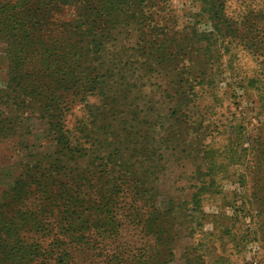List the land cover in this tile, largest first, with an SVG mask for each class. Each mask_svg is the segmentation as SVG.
Instances as JSON below:
<instances>
[{"label":"trees","instance_id":"16d2710c","mask_svg":"<svg viewBox=\"0 0 264 264\" xmlns=\"http://www.w3.org/2000/svg\"><path fill=\"white\" fill-rule=\"evenodd\" d=\"M214 1V15L219 19L227 18L230 25L225 36L233 43L239 29H234L231 21L236 23V19H230L227 11H223L224 0ZM161 2L1 0L0 43L5 44L7 53H10L7 71L10 82L8 97L5 102H0V140L14 145L21 172L11 189L0 192V264H87L86 261H90L89 264H170L180 252L176 248L183 244L186 245V251L180 253L185 256L183 264H197V257L206 264L202 255L196 253L202 250V243L200 239L196 241L195 234L206 235L198 216L200 188L194 194L195 202H191L192 212L188 214L191 219L186 221L183 219L186 217L184 204L170 199L164 207L157 197L159 190L154 183L143 180L145 173L137 175L133 172L131 155L124 159V163L125 174L133 182L116 183L118 194L115 197L114 192L108 190L107 181L97 191L95 182L105 177L101 172L79 164V160L88 156L96 165L101 158L102 164L112 169L115 153L122 151L119 142L126 141L127 136L119 142L113 140L114 137L107 141L110 150L105 151L99 140V124L103 122L104 128L110 127L111 123L107 124V118L103 117V113L108 114L109 110L104 107L100 111L95 104L91 105L90 123L79 125L78 132L69 137L57 135L56 125L60 123L55 124L53 120L57 108L50 110L51 97L61 87L71 91L72 95L94 92L100 97L98 100L104 99L112 104L117 97L111 96L116 92L112 85L117 76L124 79L125 75H133L146 79L145 69L149 63L161 74L163 69L157 66L161 62L152 60L151 56L155 46L165 54L166 49H162L165 45L169 47L167 50L171 49L172 56L166 66L181 77L184 83L181 85L182 95L190 100L197 86L193 80L200 78L196 83H204L209 74L194 75L190 65L192 59H185L188 55L186 49H191L190 43H186L187 37L178 41L174 35L169 42L173 40L176 45L168 43L166 38L171 27L160 15ZM73 7L76 17H66L64 9ZM249 33L251 35L245 33L243 36L248 41L258 38ZM129 35L134 40L121 55L116 42ZM160 35L166 39L164 43L165 39H158ZM260 50L253 52L263 55ZM118 63L122 64L113 66ZM67 80L72 83L65 85ZM65 91L62 95L58 93L57 99H64ZM181 114L185 118L188 116L185 110ZM38 122L44 124L46 137L55 136L56 145L63 152L62 159L51 158L42 152L43 143L38 146L33 142V128ZM252 151H255V145ZM70 161L75 163L68 165ZM55 185L59 187L54 189ZM255 192L256 198L261 194L256 201L261 206L258 212L262 214L264 181ZM125 193L132 200L124 203L127 209L123 211L121 205ZM32 194L37 198L29 204ZM242 204L249 207L246 197ZM122 225H132L136 232L145 235L146 240H142L140 246L123 242L114 248L97 245L107 238L118 242ZM257 229L263 233L264 224ZM109 241L101 245H107ZM44 242L43 247L41 243Z\"/></svg>","mask_w":264,"mask_h":264},{"label":"rangeland","instance_id":"374dc122","mask_svg":"<svg viewBox=\"0 0 264 264\" xmlns=\"http://www.w3.org/2000/svg\"><path fill=\"white\" fill-rule=\"evenodd\" d=\"M224 1L223 11H227L230 19H236V23L231 21V24L234 29H239L233 43L225 36L230 25L227 18L219 19L214 15V0L161 2L160 15L171 27L166 38L168 43L176 45L173 40L169 42L174 35L178 41L187 37L186 43H190L191 49H186L188 55L185 59H192L190 65L194 75L209 74L204 83H196L200 78L193 80L197 86L190 100L182 95L181 85L184 83L181 77L166 66L172 56L171 49L167 50L169 47L165 45L162 48L166 49L165 54L155 46L151 56L152 60L161 62L157 64L163 69L161 74L148 62L146 79L133 75H125L124 79L117 76L112 85L116 92L111 94L117 97L112 104L104 99L98 100L100 97L94 92L72 95L71 91L61 87L51 97L50 110L57 108L53 118L55 124L60 123L56 125L57 135L69 137L78 132L79 125L90 123L91 105L95 104L100 111L104 107L109 110V115L103 113V117L107 118V124L111 123L110 127L104 128L103 122L99 124V140L105 151L110 150L107 141L114 137L113 140L119 142L127 136L126 141L119 142L122 151L115 153L112 169L104 166L101 158L96 165L88 156L79 160V164L101 172L105 177L95 182L97 191L107 181L108 190L114 192L115 197L118 194L116 183L133 182L125 174L124 163V159L132 155L133 172L137 175L145 173L143 180L154 183L159 190L157 197L164 207L170 199L183 203L186 207L183 219L186 221L191 219L188 214L192 212L194 194L201 189L197 196V199L200 197L198 216L206 235L202 236L200 232L195 235L196 241L200 239L202 243V250L196 253L202 255L204 263L264 264V231L260 233L257 229L264 224V213L258 212L261 206L256 201L261 194L256 198L253 193L258 192V186L264 181V137H260L264 135V0ZM74 9H64L66 17L75 18ZM249 32L258 38L248 41L243 36L245 33L251 35ZM130 37L116 42L121 55L134 40ZM157 37L160 41L165 39L162 35ZM258 48L262 56L253 52ZM9 66L10 53H7L5 44L0 43V102H5L9 94ZM6 81L7 87L4 88ZM71 83L69 80L64 82L65 85ZM64 91V99H57L58 93L62 95ZM182 110L187 112V118L181 114ZM44 127L41 122L35 124L33 142L38 146L43 143L42 152L51 158L62 159L63 152L56 145L55 136L46 137ZM253 145L255 151H252ZM71 163L75 161L68 165ZM20 172L14 145L0 140V192L11 189ZM53 187L57 189L59 186ZM245 197L249 207L242 204ZM36 198L37 195L32 194L29 204ZM130 200L132 198L125 193L121 205L123 211L127 209L124 203ZM134 228L122 225L118 242L107 238L103 241L110 240L107 245H101V241L97 245L114 248L123 242L140 246L141 241L146 240L145 235ZM41 244L44 247L46 242ZM185 246L176 248L180 252L170 264H183L185 256L180 253L186 251ZM200 258H196L197 264H202Z\"/></svg>","mask_w":264,"mask_h":264}]
</instances>
